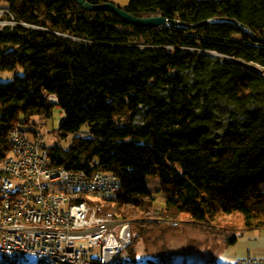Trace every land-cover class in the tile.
Instances as JSON below:
<instances>
[{
  "label": "trees",
  "instance_id": "trees-1",
  "mask_svg": "<svg viewBox=\"0 0 264 264\" xmlns=\"http://www.w3.org/2000/svg\"><path fill=\"white\" fill-rule=\"evenodd\" d=\"M0 9L19 23L0 31V76L24 71L0 82V160L12 129L52 116L54 95L66 115L60 137L77 136L50 148L53 165L96 162L123 183L113 197L86 198L99 217L152 226L161 206L163 220L238 215L240 229H264V0H132L127 9L196 25L187 28L134 27L73 0H0ZM220 104L229 118L219 131ZM138 247L133 229L135 264H171L138 258Z\"/></svg>",
  "mask_w": 264,
  "mask_h": 264
},
{
  "label": "built area",
  "instance_id": "built-area-1",
  "mask_svg": "<svg viewBox=\"0 0 264 264\" xmlns=\"http://www.w3.org/2000/svg\"><path fill=\"white\" fill-rule=\"evenodd\" d=\"M17 25L10 11L0 9V31ZM49 101L58 106L56 96ZM46 141L47 135L27 125H17L8 135L10 152L0 160V259L135 264L129 251L130 222L99 217L86 201L88 192L106 198L118 194L123 188L120 178L98 170L96 162L89 170L53 165ZM236 264H264V258L244 257Z\"/></svg>",
  "mask_w": 264,
  "mask_h": 264
},
{
  "label": "rangeland",
  "instance_id": "rangeland-1",
  "mask_svg": "<svg viewBox=\"0 0 264 264\" xmlns=\"http://www.w3.org/2000/svg\"><path fill=\"white\" fill-rule=\"evenodd\" d=\"M109 1L117 7L127 10L132 0ZM23 75L24 71L20 68L14 72H5L1 74L0 82L7 83L16 76ZM217 114L219 118L217 128L220 131L229 118V111L225 104L218 105ZM63 121V111L60 107L54 106L50 118L34 117L32 124H35L33 127H36L43 135H47L46 146L48 148L61 146L68 149L77 135H69L63 140L59 134ZM136 121L140 123V116ZM29 138L32 139V135H29ZM158 184L160 183L157 178L149 179L148 185L151 190H155ZM160 207L157 206L155 215L148 219L150 222H156L152 226L131 227L132 221L112 218L114 221L130 222L131 235L134 229V233L138 237L140 252L138 258L148 256L157 261L171 264H236L243 255L246 248L243 238L247 236V233L242 231L240 234L242 229H240L241 221L238 215L219 216L209 223L193 225L189 222H172L160 219ZM233 237L238 238V243H230ZM28 264L35 263L31 259Z\"/></svg>",
  "mask_w": 264,
  "mask_h": 264
},
{
  "label": "water",
  "instance_id": "water-1",
  "mask_svg": "<svg viewBox=\"0 0 264 264\" xmlns=\"http://www.w3.org/2000/svg\"><path fill=\"white\" fill-rule=\"evenodd\" d=\"M75 1L78 6L80 8H82L85 11L88 12H93V11H105V12H109L113 15H115L121 22L127 24V25H131L134 27H139V28H160V27H164V28H169V27H177V28H181V27H194L196 25H185L180 21H171L163 16H150V17H136L134 15H132L131 13H129L128 10H124L121 9L119 7H117L116 5H114L113 3H111L110 1L101 4V5H92L90 4L87 0H73ZM211 22H218V20H214V21H210V22H203L201 24H206V23H211ZM227 22H231V23H235L237 25H239L242 29H244L246 32H250V30L235 22V21H227ZM264 41V40H262Z\"/></svg>",
  "mask_w": 264,
  "mask_h": 264
},
{
  "label": "crops",
  "instance_id": "crops-1",
  "mask_svg": "<svg viewBox=\"0 0 264 264\" xmlns=\"http://www.w3.org/2000/svg\"><path fill=\"white\" fill-rule=\"evenodd\" d=\"M242 231L247 233V236L243 238L246 248L239 259L244 257L264 258V229H244L240 234Z\"/></svg>",
  "mask_w": 264,
  "mask_h": 264
},
{
  "label": "bare ground",
  "instance_id": "bare-ground-1",
  "mask_svg": "<svg viewBox=\"0 0 264 264\" xmlns=\"http://www.w3.org/2000/svg\"><path fill=\"white\" fill-rule=\"evenodd\" d=\"M104 198L106 197L102 196V194H98L97 192H88V199L91 201H98ZM0 264H28V263L7 262L6 260L0 259Z\"/></svg>",
  "mask_w": 264,
  "mask_h": 264
}]
</instances>
